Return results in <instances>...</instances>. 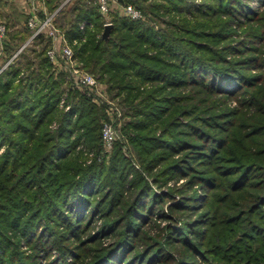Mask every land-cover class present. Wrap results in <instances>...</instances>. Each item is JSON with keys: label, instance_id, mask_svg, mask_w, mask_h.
Masks as SVG:
<instances>
[{"label": "trees", "instance_id": "16d2710c", "mask_svg": "<svg viewBox=\"0 0 264 264\" xmlns=\"http://www.w3.org/2000/svg\"><path fill=\"white\" fill-rule=\"evenodd\" d=\"M63 1L48 8L77 61L119 99L134 155L122 139L108 164L87 163L103 106L54 72L50 38L21 49L31 31L9 32L0 264H264V0H122L145 18L111 13L106 39L96 0ZM179 177L192 191L178 188L171 209L198 214L150 235L169 197L156 189Z\"/></svg>", "mask_w": 264, "mask_h": 264}, {"label": "rangeland", "instance_id": "374dc122", "mask_svg": "<svg viewBox=\"0 0 264 264\" xmlns=\"http://www.w3.org/2000/svg\"><path fill=\"white\" fill-rule=\"evenodd\" d=\"M32 4L31 6H29V8L33 7V12H31V14L27 15V10L24 11V9H19L18 14H15L14 11L15 9H13V7L8 6L10 4V1H6V3L1 2L0 3V25H4L5 26V34L3 36V38L0 40V42H3L8 39V33H9V25L12 24V22L14 23H18V26H22L25 30L26 27L31 31L30 36L28 37L27 41L25 44H23V46L21 47V49L23 47H25L26 45H28L31 41H30V37L32 36V34L34 33V30H32L31 28H29L28 26V20L31 16H37L40 21L41 19L44 20L47 17H51L53 16V20L52 23H50L51 25L48 26L43 32L42 34H44L45 36H47L48 38H50L51 43L50 46L48 47L47 51H46V55L49 59V61L52 63L53 65V70L55 73L58 72H65L68 82H71V84L74 85L75 88H77L81 93L86 94L93 103H95L97 106H103L104 108V117L101 119V132H102V127L105 123H108L111 125V128L114 132V136H115V141L112 143L111 146H107L104 144L102 138H101V148L98 152H95L94 150H91L90 152H85V155H87V163H89L90 161L93 160L94 156L97 155V158L99 159V161H103L105 160L107 162V164L109 163V160L113 154V151L115 149V144L118 140H125L126 148L128 149L127 155H134V150L132 148V145L130 144V142L128 141L129 137L124 133L122 127L124 125V123L129 119L124 115V109L122 108L121 104L119 103V99H115L112 97V94H110L107 91V86L104 82L100 81L99 79H97V77L88 72L85 68L82 67V64L77 61V59L74 57L71 60H68L66 58H62L61 56H56V59L51 60L49 58L48 55V51L51 50L53 47L56 46L57 43V38H58V43H59V39L62 37L64 31L62 28L58 27V24L56 23V13L58 11V9L54 12H52L50 10V8H48L47 1H43V0H31ZM71 0H64L63 3L60 5L59 8H61L62 5L66 4L67 2H70ZM118 5H122L120 4V0H116ZM12 2V1H11ZM36 6H35V3ZM123 3V2H122ZM54 4V2L52 3ZM95 4L97 5V0L95 1ZM124 4V3H123ZM125 5H132V4H125ZM135 6V5H133ZM136 7V6H135ZM139 9V8H138ZM41 12H43L46 16L44 17V15L41 14ZM142 14H143V18H145V15L143 13V11L141 10ZM112 13H118V11H114ZM111 14V13H110ZM9 16H11V18H13V21ZM103 16V15H102ZM8 17L10 19H8ZM104 17V21L106 20H111V15H108L107 17ZM61 24V23H60ZM28 31V30H26ZM52 33V34H51ZM72 51L74 52V49L72 47V45L70 46ZM21 49L19 51H21ZM16 55V54H15ZM14 55V56H15ZM4 60V59H3ZM11 60H4V62L2 61V59L0 58V71L2 69H4L8 63ZM73 65H76V68L79 69V72L81 74H87L91 77H93L95 79V81L97 82V85L93 88H91L90 91L87 90H82L81 88H79V86L76 85L75 80H74V75H73ZM63 101L61 102L62 105ZM227 104H229V107H234L237 108L238 107V102L231 99L228 100ZM65 109H68V107H66ZM232 144V143H231ZM80 148L82 149V146H80ZM100 157L103 158L100 160ZM140 170V169H139ZM167 186L162 187L160 189H156L157 192H167V194H169L168 198H165L162 200V205L160 210H162V212L164 213L163 216H160L161 214H159L160 217H156L153 216V221L150 222L148 224V232L150 235H156V234H161L163 235V230L166 226V224H173V226H176V223L178 224L179 221H182L181 219L184 218H188L189 216H187L186 214H182V212L186 211H193L190 214V217L195 218L196 215L198 214L197 210H173L171 208L172 205H174L176 202L179 203V191L178 188H180L181 190H183L182 192H184L185 194L190 193L192 190H190V188H188V179L187 177H179V178H173V179H169L167 181ZM198 190V192H202L200 188L196 189ZM171 194V195H170ZM166 214V215H165ZM99 227V222L94 223L93 227L90 229V231L95 230L96 228ZM85 237V236H84ZM25 252L27 254H31V249L26 247L24 248ZM173 250V249H172ZM54 253V252H53ZM56 253H54L52 255V257L55 255ZM49 261V260H48ZM46 259H42L40 264H45L46 262H48ZM73 261L72 257H67L66 258V262L71 263ZM65 263V262H64ZM63 263V264H64Z\"/></svg>", "mask_w": 264, "mask_h": 264}, {"label": "built area", "instance_id": "2783aa9c", "mask_svg": "<svg viewBox=\"0 0 264 264\" xmlns=\"http://www.w3.org/2000/svg\"><path fill=\"white\" fill-rule=\"evenodd\" d=\"M47 1V0H43ZM119 3V1H118ZM116 0H97V8L98 12L107 17L110 15V13L114 11H118L119 15L131 18V19H142L143 14L140 9L133 5H125L123 3H120L122 5H118ZM53 20V16L46 17L44 20L40 19L37 16H31L28 20V26L32 30H34V33L30 37V41L37 36L38 34H41L48 26H50ZM106 25H112V22L110 20H106L104 22V27ZM88 26H92L91 23H88L87 21H84L80 23L79 29L82 33H85V30ZM5 34V26L0 25V40L3 38ZM52 34V33H51ZM76 42V41H75ZM71 44L69 40L64 36V33L62 37L59 39L57 38L56 46L53 47L51 50L48 51L49 58L51 60L56 59V56H61L62 58H66L68 60H71L74 58V52L71 49ZM73 75L74 80L77 86L81 88L82 90L90 91L91 88L95 87L97 85V82L95 79L87 74H81L79 72V69L76 68V65H73ZM101 138L105 145L111 146L112 143L115 141L114 132L111 128V125L108 123H105L102 127L101 132Z\"/></svg>", "mask_w": 264, "mask_h": 264}, {"label": "crops", "instance_id": "0c3cea01", "mask_svg": "<svg viewBox=\"0 0 264 264\" xmlns=\"http://www.w3.org/2000/svg\"><path fill=\"white\" fill-rule=\"evenodd\" d=\"M6 1L7 0H0V3L1 2H3V3L5 2L6 3ZM8 1H10V4L8 6H11V7H13V9H15V11H14L15 14H18L19 9H21V10L24 9V11L27 10V12H26L27 15L31 14V12L34 11L33 10V7L32 8H29V6H31V4H32V1L31 0H8ZM34 3H35V6H36V3L37 2H34ZM41 14L44 15V17L46 16L43 12H41ZM9 17L11 18V16H9ZM9 17H8V19H10ZM13 18H11V19L13 20ZM13 21H15V20H13ZM9 26H10L9 27V32H12V31L14 32L16 30H25L22 26H20V25L18 26V23L12 22V24L9 25ZM7 38H8V36H7ZM0 58L4 62V60H5V53H4V49H3L2 42H0Z\"/></svg>", "mask_w": 264, "mask_h": 264}, {"label": "water", "instance_id": "95a60500", "mask_svg": "<svg viewBox=\"0 0 264 264\" xmlns=\"http://www.w3.org/2000/svg\"><path fill=\"white\" fill-rule=\"evenodd\" d=\"M120 2H122V0H120ZM111 27H112V25H106L105 26L104 31L102 33L103 38L106 39L108 37Z\"/></svg>", "mask_w": 264, "mask_h": 264}]
</instances>
